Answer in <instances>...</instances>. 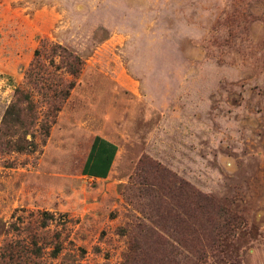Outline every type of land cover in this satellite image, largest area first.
Instances as JSON below:
<instances>
[{"label": "rangeland", "instance_id": "374dc122", "mask_svg": "<svg viewBox=\"0 0 264 264\" xmlns=\"http://www.w3.org/2000/svg\"><path fill=\"white\" fill-rule=\"evenodd\" d=\"M16 89L38 148L0 153V264H264V0H0V127Z\"/></svg>", "mask_w": 264, "mask_h": 264}, {"label": "trees", "instance_id": "16d2710c", "mask_svg": "<svg viewBox=\"0 0 264 264\" xmlns=\"http://www.w3.org/2000/svg\"><path fill=\"white\" fill-rule=\"evenodd\" d=\"M52 52L56 53V49H61L60 45H56L51 48ZM38 50L34 52L35 58L38 56ZM36 60V59H35ZM81 60L72 54H69L67 58L63 59V66L67 73L72 76H76L80 72ZM38 68L37 62H33L31 67L26 72L25 76L28 80L35 78L37 73H34ZM35 74V76H34ZM35 119V108L30 96L20 89L15 90L14 100L6 108L0 127V153H32L37 151V144L33 140L27 139L28 129L33 124ZM41 134L44 137L48 136V126L41 125ZM97 140V137H95ZM44 141V140H43ZM42 141V142H43ZM49 215L43 214L42 226L47 225L45 220ZM59 250L58 246H55V252Z\"/></svg>", "mask_w": 264, "mask_h": 264}, {"label": "crops", "instance_id": "0c3cea01", "mask_svg": "<svg viewBox=\"0 0 264 264\" xmlns=\"http://www.w3.org/2000/svg\"><path fill=\"white\" fill-rule=\"evenodd\" d=\"M95 137L91 142L81 171L82 177L91 181H101L111 173L118 149L113 142L98 136Z\"/></svg>", "mask_w": 264, "mask_h": 264}]
</instances>
